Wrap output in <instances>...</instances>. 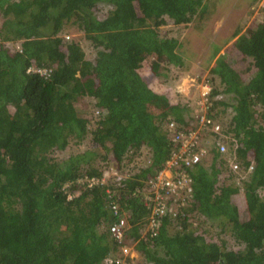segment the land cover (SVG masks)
<instances>
[{"label": "trees", "instance_id": "obj_1", "mask_svg": "<svg viewBox=\"0 0 264 264\" xmlns=\"http://www.w3.org/2000/svg\"><path fill=\"white\" fill-rule=\"evenodd\" d=\"M206 2L0 0V264H103L118 251L108 230L99 231L112 220L107 189L116 191L131 224L126 240L139 253L135 264H264V22L237 29L209 68L213 107L226 106L215 100L221 93L233 100V116L217 136L227 151L213 148L210 169L189 170L190 204L176 218L163 216L156 237L142 238L150 210L141 192L174 147L166 123L187 131L191 116L156 93L139 69L146 58L154 77L162 65L183 66L181 42L160 27L168 19L180 25L204 17ZM100 3L113 7L103 19L94 14ZM70 23L97 49L94 59L78 41H66ZM211 46L216 57L221 47ZM81 97L95 98L100 110L92 129L79 112ZM86 136L91 144L84 152L52 155ZM142 148L152 158L122 178L123 186L113 178L92 188L78 184L104 175L97 159L113 161L123 173ZM67 183L69 192L80 190L73 199L63 190ZM211 224L220 225L217 236ZM224 233L230 240L219 237Z\"/></svg>", "mask_w": 264, "mask_h": 264}, {"label": "rangeland", "instance_id": "obj_2", "mask_svg": "<svg viewBox=\"0 0 264 264\" xmlns=\"http://www.w3.org/2000/svg\"><path fill=\"white\" fill-rule=\"evenodd\" d=\"M206 5L208 13L204 17L198 16L193 22L180 25H176L172 20L168 19L167 23L160 27V31L164 34L174 37L181 42L180 52L184 60L183 66L174 64L162 65L160 67L161 75L154 77L151 70V60L150 58H146L142 68L139 69L142 75L151 77L149 86L156 93L166 95L172 104L181 103L187 107V112H190L191 116L187 129L197 125L194 117L197 112L196 101L200 99V94L203 91L205 83H209L208 79L211 78L209 68L213 66L215 59L231 43V37L235 34V31L239 29L242 30L241 32H245L250 28H255V22H264V0H207ZM112 9L111 4L100 3L94 8V14L99 19H103ZM1 22L2 18L0 16V25ZM63 36L66 41H78L86 53V58L94 59L97 49L89 39L85 38L84 33L77 28V25L70 23L64 29ZM213 41L221 47V51L216 57H213L216 49L211 46ZM8 44L12 47L11 43ZM215 84L223 88L220 85L219 79L215 80ZM221 94L215 100L221 98L226 103V106L218 105L216 107L218 112L216 120H219L226 128L231 118L233 100L229 94ZM77 106L80 114L91 120L88 127L94 128L96 126L95 121L100 114V110L96 105V99L93 97H81L77 101ZM187 112L185 113L186 116ZM90 144L91 138L89 136L80 140L72 138L67 148L62 150L57 149L52 155L68 159L70 156L84 152ZM148 150V148H142L140 153L134 156L133 162L128 164L125 169L123 168L126 171L125 173L123 172L126 176L136 174L142 166L148 165L152 158V153ZM104 161L97 159L94 161V164L98 165V167L102 166L107 176L112 177V174L115 172L123 174L119 172V168H117V165L113 161L109 165H102ZM211 162L212 158L210 156L205 159L204 165L210 169L209 164ZM235 181L238 182L237 179ZM239 196L241 199L243 198L242 194ZM211 226L214 227L213 232L217 236L220 231V225L216 224L215 226L211 224ZM106 230V223L99 227V231L101 232ZM228 235V233H224L219 237L222 236V239L225 237L227 240H230L228 239ZM139 257L142 259V255Z\"/></svg>", "mask_w": 264, "mask_h": 264}, {"label": "built area", "instance_id": "obj_3", "mask_svg": "<svg viewBox=\"0 0 264 264\" xmlns=\"http://www.w3.org/2000/svg\"><path fill=\"white\" fill-rule=\"evenodd\" d=\"M30 71L44 72L40 68L35 70L30 68ZM210 93V85L205 84L200 99L196 101L197 112L194 115L197 121L196 126L185 131L174 120L166 123L165 127L172 134L174 147L165 162V166L149 181L150 188L148 187V189L141 192L144 204L150 210L146 228L142 232V238L156 237L163 216L170 215L176 218L190 204L195 181L189 170L204 165L205 159L210 157L211 149L215 148L220 153H225L228 149L227 144L217 137L223 130L225 132L227 127L225 128L219 120L213 118L217 110L213 107L214 103L209 98ZM213 135L216 138L212 139ZM230 168L234 171H240L237 161H231ZM124 173L115 172L111 177L107 176L105 171L104 175L100 177L85 176L80 178L78 184L83 188L85 186L92 188L98 184H106L109 179L113 178L118 185H121L122 178L134 175L126 176ZM240 179V177L237 178L238 181ZM70 185V183H67L63 190L67 192L69 199H73L80 190L69 192ZM107 192L109 198H112V201L108 204L112 211V220L107 224V230L117 243L118 251L106 257L104 264H135L133 258L137 257L139 253L137 254L135 248L126 240V234L131 228V224L120 204L114 199L118 196L116 191L107 189Z\"/></svg>", "mask_w": 264, "mask_h": 264}, {"label": "clouds", "instance_id": "obj_4", "mask_svg": "<svg viewBox=\"0 0 264 264\" xmlns=\"http://www.w3.org/2000/svg\"><path fill=\"white\" fill-rule=\"evenodd\" d=\"M67 38H68V36H67ZM41 70H44V72H40V74H42V75H47L48 74V71H49V74H50V72H51V69L49 68V70H47V68H40ZM39 72V71H38ZM110 222V221H109ZM108 222V223H109ZM107 223V224H108ZM103 264H104V261H103Z\"/></svg>", "mask_w": 264, "mask_h": 264}, {"label": "crops", "instance_id": "obj_5", "mask_svg": "<svg viewBox=\"0 0 264 264\" xmlns=\"http://www.w3.org/2000/svg\"><path fill=\"white\" fill-rule=\"evenodd\" d=\"M155 91V90H154ZM158 94H160V93H158ZM233 109V108H232ZM231 109V117L233 116V110ZM230 112V111H229ZM213 138H216V137H214V135L212 136V139Z\"/></svg>", "mask_w": 264, "mask_h": 264}]
</instances>
